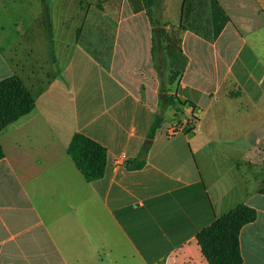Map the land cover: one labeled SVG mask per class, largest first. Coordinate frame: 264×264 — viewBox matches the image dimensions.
Instances as JSON below:
<instances>
[{
  "label": "crops",
  "instance_id": "1",
  "mask_svg": "<svg viewBox=\"0 0 264 264\" xmlns=\"http://www.w3.org/2000/svg\"><path fill=\"white\" fill-rule=\"evenodd\" d=\"M184 1L49 0L54 73L42 0H0V81L51 75L0 133V264H208L196 235L240 204L242 264H264V0H216L215 37L179 32ZM75 133L105 148L100 179L67 155Z\"/></svg>",
  "mask_w": 264,
  "mask_h": 264
},
{
  "label": "trees",
  "instance_id": "2",
  "mask_svg": "<svg viewBox=\"0 0 264 264\" xmlns=\"http://www.w3.org/2000/svg\"><path fill=\"white\" fill-rule=\"evenodd\" d=\"M48 1L42 0L41 2L42 25L48 46L49 60L52 71L55 73L56 62L53 52ZM207 1L209 9L207 24L210 26V31L203 27L195 26L198 20L202 18V16L201 18L199 16V9L202 6L199 0H185L181 8L179 32L189 29L204 37L208 35L215 37L221 32L226 23L229 22V18L216 0ZM154 4L155 0H144V5L147 9H150ZM196 10H198L197 13ZM167 41L175 49L178 48L179 41L177 43L170 37L167 38ZM44 77V79H40L39 75L36 74L33 79L29 78L27 82H23L18 77L12 76L0 81V133L5 127L15 123L34 110L35 100L50 84L51 75L45 74ZM176 101L177 99L172 96H164L161 105L166 108H174ZM190 120L191 124L187 126L186 133H190L193 130L197 117L192 115ZM161 123V116L157 115L137 157L131 162L135 168H141L145 164L150 144ZM66 153L86 182H93L103 177L106 165V150L97 142L80 133H75L69 142ZM2 158L3 150L0 145V160ZM255 217L254 209L240 204L200 231L196 235V240L207 263L242 264L239 233L242 227L253 222Z\"/></svg>",
  "mask_w": 264,
  "mask_h": 264
},
{
  "label": "rangeland",
  "instance_id": "3",
  "mask_svg": "<svg viewBox=\"0 0 264 264\" xmlns=\"http://www.w3.org/2000/svg\"><path fill=\"white\" fill-rule=\"evenodd\" d=\"M206 2H207V4H206ZM199 3L202 5L201 7H200V9H199V16H200V18H201V16H202V18L200 19V20H198V22L195 24V26L196 27H198V26H200V27H203L204 29H206V30H209L210 31V26H208V24H207V22H208V20H209V9H208V1L207 0H199ZM6 4H7V8L8 9H11V8H16L19 4H14V3H12V1L10 2V1H7L6 2ZM28 6H29V3H28ZM197 8V7H196ZM195 8V9H196ZM198 12V10H196V13ZM195 13V12H194ZM14 14H18L17 13V10L15 11V13ZM6 34H11V29H7V33ZM44 44V46H45V43H43ZM43 46V47H44ZM37 57H38V55H39V53H44L45 54V52L46 51H44L43 50V48H41V47H38L37 48ZM42 58H43V56H41ZM185 113L186 114H188V110H185ZM172 113H170L169 111L168 112H164L163 113V116H164V120H165V122H171L172 121V115H171ZM179 116H177V118H178Z\"/></svg>",
  "mask_w": 264,
  "mask_h": 264
}]
</instances>
